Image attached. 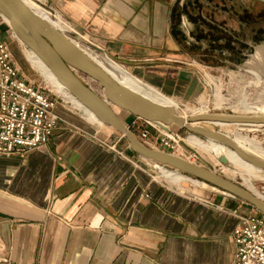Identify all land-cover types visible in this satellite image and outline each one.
<instances>
[{"label": "crops", "instance_id": "obj_1", "mask_svg": "<svg viewBox=\"0 0 264 264\" xmlns=\"http://www.w3.org/2000/svg\"><path fill=\"white\" fill-rule=\"evenodd\" d=\"M46 5L130 76L183 105L200 94L197 64L225 65L245 44L218 19L203 18L209 35L196 31L192 0ZM69 105L70 116L56 104L64 123L40 150L0 156V264L233 263L231 232L245 215L238 199L208 185H195L193 197L163 192L149 165L118 144L120 133ZM127 115L128 128L135 117Z\"/></svg>", "mask_w": 264, "mask_h": 264}, {"label": "water", "instance_id": "obj_2", "mask_svg": "<svg viewBox=\"0 0 264 264\" xmlns=\"http://www.w3.org/2000/svg\"><path fill=\"white\" fill-rule=\"evenodd\" d=\"M248 1H256L264 5V0ZM0 17L6 19L5 23L15 38L43 62L56 80L95 117L101 126L121 134L133 154L230 194L243 204L249 205L257 214L264 216V202L258 201L245 189L213 173V168L207 169L193 165L173 154L156 151L142 145L134 133L127 129L114 109L118 108L120 112L130 114L147 123L154 122L162 128L176 126L189 134L219 143L233 150L239 158L253 168L263 172L264 159L254 158L242 152L218 131H209L200 126L190 127L189 125L220 123L264 126V115L197 114L183 124L182 118L177 117L171 108L152 103L113 81L61 33L35 16L21 0H0ZM85 77L99 86L101 94H97L87 83H84L83 78ZM218 159L223 166L227 165L225 157L221 156Z\"/></svg>", "mask_w": 264, "mask_h": 264}, {"label": "rangeland", "instance_id": "obj_3", "mask_svg": "<svg viewBox=\"0 0 264 264\" xmlns=\"http://www.w3.org/2000/svg\"><path fill=\"white\" fill-rule=\"evenodd\" d=\"M205 2H208V0H192L193 6L190 9V13L192 15L191 17L195 19L194 22L197 24L196 31L200 30V32L203 33L206 30L204 33L209 35V30L208 28H205L206 26L204 25L203 18L207 20H211V18H214V20L218 19L219 23L227 25L224 28L225 30L229 31V29H235L239 40H241L242 43H245L243 47H241L243 52L240 56H236L235 60H227L225 65L217 64L206 66L197 64L198 66L196 67V70L203 69L205 75V78H202L200 77L201 74L195 73L201 86L198 99L193 103L184 105L178 104L173 100L177 106V113L179 115L184 114L191 116L192 113L190 110L204 109L208 114L219 113L241 116L244 115V113L249 116H253L252 114H258L264 110V5L256 1L252 2L248 0H209L211 4L207 7V3ZM230 12L232 15L235 13L236 15L241 16L240 26H237L236 23H234L235 20L234 18H231L232 16ZM208 16L210 17L208 18ZM189 29L193 32L194 26L190 25ZM185 30H187V28ZM0 40L5 41L8 44L14 61L19 70H21L22 75H24L29 82L38 83L39 80H44L31 63L30 54H28L29 51L14 38L7 24L1 21ZM224 54L226 55L227 52H224ZM219 59L223 60L222 57ZM83 81L97 94H101V90L97 84L86 77L83 78ZM53 93L52 96L53 99L54 97L56 98L58 108L61 109L63 106L65 109H62L63 112L70 116L71 114L66 110L73 108L65 103L55 91ZM116 113H118V111ZM118 114L122 121L127 120L128 115L126 113L119 112ZM198 126L206 128L209 131H218L231 140L236 139L245 142L248 145H254L264 151V126L262 125H230L227 127H220L216 125L214 126L213 124L198 123ZM170 129L175 133H178L182 140L185 139L183 141L184 144L180 143L181 147L179 152L175 154L178 158L189 157L196 165L207 169L211 167L216 174L223 176L238 186L244 185V181H249L259 194L264 195L263 179L254 178L248 174H245L244 178H242L237 173H224L222 170L223 167L220 166V164L215 163L213 159H210L206 152H203L199 148H193L185 143L187 140L195 139L196 137L205 143H208L207 141L197 135L193 136L192 134L187 133L184 129H178L176 126H170ZM118 144L121 147H124L127 143L122 137ZM211 145H213V143ZM140 161L142 164L144 163L145 165H148L141 159ZM148 167L153 171L150 174L154 183L160 190H163V192L174 196L183 195L189 197H193V194L195 193L197 194V191H194V186L199 184L184 180L178 185H173L172 183L165 181L163 176H161L158 171H155V168L151 166ZM167 169L173 172L169 168ZM243 207L242 212L244 214L252 212L256 213L249 205L244 204Z\"/></svg>", "mask_w": 264, "mask_h": 264}, {"label": "built area", "instance_id": "obj_4", "mask_svg": "<svg viewBox=\"0 0 264 264\" xmlns=\"http://www.w3.org/2000/svg\"><path fill=\"white\" fill-rule=\"evenodd\" d=\"M28 1L42 9L71 42L79 43L83 48L115 63L103 48H99L90 38L78 34L56 10L48 7L46 0ZM0 21L3 22L1 17ZM195 73L205 78L203 69ZM56 104V98L53 99L52 92L43 80L32 83L22 75L8 44L0 40V156L22 158L30 151L40 150L64 123L53 113ZM127 129L134 133L142 145L153 150L175 155L180 150V143H183L179 134L170 127L168 136L138 118ZM160 167L164 171L168 170ZM238 221L239 224L231 232L235 252L232 264H264V216L252 212L241 216Z\"/></svg>", "mask_w": 264, "mask_h": 264}, {"label": "bare ground", "instance_id": "obj_5", "mask_svg": "<svg viewBox=\"0 0 264 264\" xmlns=\"http://www.w3.org/2000/svg\"><path fill=\"white\" fill-rule=\"evenodd\" d=\"M21 1L24 3V5L26 7H28V9L35 16H38L41 20L46 22L51 28L55 29L56 31H58L59 33H61L63 35L62 29L60 27H58L57 24H55L54 22H51L49 20V18H48V15L42 9H40L37 6H34L28 0H21ZM2 20H3L4 23L7 22L6 19L2 18ZM49 22L51 24H53V25H51ZM14 38H15V36H14ZM64 38H66V37L64 36ZM67 40H69V38ZM17 41L20 44L24 45L18 39H17ZM71 44H73L81 53L85 54L98 68H101L113 81L119 83L121 86H123L127 90H129L131 92H134L135 94L141 96L142 98H145L146 100H149L152 103H155V104H157V105H159L161 107L165 106V107L171 108L173 110V112L176 114L177 117H179V118L181 117L182 118L183 124H186V121L189 118H192V117H194L197 114H208L204 109H200V110L195 109V110H190L191 113H192L191 116L184 115V114L183 115H181V114L179 115L177 113L176 104L170 98H167L164 95L162 96L159 92H157L152 87L144 85L139 80H137L135 77L130 76L124 69L119 67L117 64H114L113 62L107 60L103 56H101V55L99 56L98 54H96L94 52H91V51L87 50L86 48L77 47L76 43L71 42ZM24 47L26 48L25 45H24ZM26 49L29 51L28 54H30L31 63L33 64L35 69L43 77V79H44L43 82H44V85L47 87V89H49L52 93L55 91V93L58 96H60L61 98H63L67 102H69V104L71 103L76 109H78L81 112L82 115H84L90 121H92L95 124H98L100 126V123L95 119V117L90 112L85 110L84 107H82V105L68 93L66 88L63 85H61L56 80L55 76L51 73V71L49 69H47L45 67L43 62L35 54H33V52H31L28 48H26ZM117 111H118V113L120 112L118 108L117 109L115 108L114 112L116 113ZM118 113H116V114H118ZM244 115H247V114L244 113ZM252 115L253 116L264 115V110L262 112H259L258 114H252ZM149 124L151 126H153L154 128L159 129L161 133L170 136L169 127L162 128V127H160L158 124H156L154 122H149ZM213 125L214 126L215 125L216 126H220V127H227V126H230V125H233V124L225 125V124L216 123V124H213ZM242 125H237V126H242ZM189 126L190 127H196V126H198V124L195 123V124H191ZM246 126H248V125H246ZM226 138H228V137H226ZM184 140L185 139H183L182 142ZM204 140L207 141L208 143L203 142L202 140H200L197 137L195 139L187 140L185 143L188 144L189 146L193 147V148H199L203 152H206L208 154V156L210 157V159H213V161L215 163L220 164V166L223 167L222 170H223L224 173H227V174L228 173H233V174L237 173L242 178H244L245 174H248L251 177L258 178V179L261 178V179L264 180V172L263 171L253 168L247 162H245L244 160L239 158L237 156V154L233 150L229 149L228 147L226 148L225 146H223V145H221L219 143H216L214 141H210V140H207V139H204ZM229 140L239 150H241L242 152H245L246 154H248V155H250V156H252L254 158L264 159V151L261 150L260 148L255 147L254 145H248L245 142H241V141L236 140V139H232V140L229 139ZM210 143L211 144L213 143V145H211ZM183 144H184V142H183ZM156 151H158V150H156ZM174 156H176V155H174ZM221 156H223V157H225V159H227V162H228L227 165L223 166L219 162L218 158L221 157ZM140 159L142 161H144L146 164H148L149 166L151 165L153 168H156L159 171L160 175L163 176L164 180L169 182V183H172L173 185L174 184L178 185L181 181H184V180L191 181V182H193L195 184H199L200 186L207 185V184H205V183H203V182H201L199 180L191 179L188 176L183 175L182 173L180 174V173H178V172H176L174 170H172L173 172H171L169 170H165L164 171V170L160 169L161 167L158 166V164H155V163H153L151 161H146V160H144L142 158H140ZM180 159H183V160L189 162L190 164L196 165L195 162L190 160L189 157H187V158H182L181 157ZM212 171H213V173H215L214 170H212ZM226 180H228V179H226ZM240 187L242 189H245L250 195H252L258 201L264 202V195L259 194L254 189V187H253L251 182H249V181L245 182L244 181V185H242ZM212 189L217 190L214 187Z\"/></svg>", "mask_w": 264, "mask_h": 264}]
</instances>
